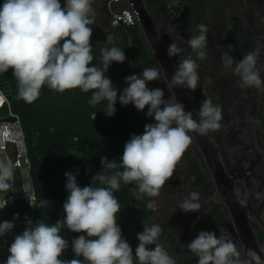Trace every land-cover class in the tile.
<instances>
[{"label":"clouds","instance_id":"obj_1","mask_svg":"<svg viewBox=\"0 0 264 264\" xmlns=\"http://www.w3.org/2000/svg\"><path fill=\"white\" fill-rule=\"evenodd\" d=\"M92 12V0H64L63 6L61 0H4L0 6V74L12 69L18 97L28 103L38 99L45 85L59 93L79 88L84 93L91 92L88 103L93 107L106 100L103 112L108 117L115 114L119 100L123 106L133 104L138 111L147 106L146 115L154 118V123L146 124L142 134L131 135L119 161L101 157L103 171L92 177L98 185L90 183L81 187L76 175L65 172L68 196L63 203V218L49 224L33 223L26 217L27 226L14 237L4 264H176L167 250L157 243L162 232L157 224L144 226L143 231L137 233L139 243L133 252L118 224L120 204L113 193L123 182L125 185L135 183L138 192L133 194L137 199L141 194L159 195L192 143L189 133L207 135L219 130L222 110L210 99L204 100L196 112L197 121L192 112H186L184 105L177 102L173 89L182 87L194 91L199 81L198 65L191 58L178 63L170 80L163 73L166 88L171 93L168 99L164 98L163 89L147 86L161 79L162 72L156 67L144 68L141 74L125 77L127 86L118 95L105 73L113 62L123 63L126 56L118 47L104 48L101 50L103 67L93 65ZM197 27L199 35L190 38L187 44L197 58L203 59L208 28L203 24ZM174 32L175 27H171L168 34L172 36ZM178 38L182 39L176 36L168 46L170 57L182 52L175 42ZM224 48L227 50L221 54L223 66L240 77V86L264 91V79L257 67L260 47L239 61L230 54L232 45ZM113 169L122 171L107 174ZM13 178L12 166L0 163V191L12 188ZM199 200V194L191 192L179 209L185 213L198 212ZM48 203L43 199L40 206ZM16 219H19L18 213L14 214L13 220ZM14 227L13 221L0 222V237ZM65 229L80 234L71 240V251L82 259L61 258L69 248V241L61 235ZM184 246L198 258L197 264H244L241 251L223 232L218 236L215 231L201 230ZM250 255L257 259L255 253L250 252Z\"/></svg>","mask_w":264,"mask_h":264},{"label":"flooded vegetation","instance_id":"obj_2","mask_svg":"<svg viewBox=\"0 0 264 264\" xmlns=\"http://www.w3.org/2000/svg\"><path fill=\"white\" fill-rule=\"evenodd\" d=\"M143 1L150 8L168 46L176 36L182 38L175 39L182 52L172 56L174 63L178 65L183 59L191 58L198 65L196 89L186 88L196 110L207 99L222 110L220 129L210 131L207 137L220 159L223 173L234 181L239 200L245 201L242 211L249 219L264 255V228L258 222L264 220V91L241 87L240 77L226 69L221 60L222 52L227 50L224 47L229 44L232 45L230 54L237 61L259 46L257 67L264 79V0H209L210 6L202 5L194 15L189 6L179 0L171 3L167 0ZM201 24L208 28L203 59L197 58L187 44L190 38L199 35L197 26ZM171 27H175L172 36L168 34ZM154 59L156 68L160 69L155 56ZM140 71L143 72L142 65ZM147 86L163 89L165 99L171 96L163 76ZM189 135L193 137L192 143L178 161L173 175L159 195L150 196L153 200L165 196V199L161 197L164 204L160 209L149 208L155 224L162 229L157 243L167 250L176 264H197L198 258L184 245L201 230L215 231L218 236L223 232L241 251L245 264L252 250L227 205L218 198L217 184L193 134ZM195 164L200 165L205 175V181L200 185L196 184L197 177L193 174ZM191 192L199 194L201 208L198 212L185 213L179 208Z\"/></svg>","mask_w":264,"mask_h":264},{"label":"trees","instance_id":"obj_3","mask_svg":"<svg viewBox=\"0 0 264 264\" xmlns=\"http://www.w3.org/2000/svg\"><path fill=\"white\" fill-rule=\"evenodd\" d=\"M172 1L174 0H167L169 3ZM179 1L186 3L193 15L198 14L202 5L210 6L209 0ZM3 3L4 0H0V6ZM92 9L94 23L90 27L93 28L91 38L93 65L103 67L101 50L104 48L118 47L124 50L126 56L123 63L113 62L105 73L112 80L113 87L119 95V91L124 88L122 81L125 77L141 74L135 62H139L144 69L156 67V61L139 25L114 28L109 24L104 6L101 9L93 7ZM0 86L10 97V105L4 104L0 107V119L6 118L12 111L21 120L31 159L30 176L37 198L34 208L29 207L19 196L12 204H6L0 209V222L13 221L15 224L11 232L0 237V243L21 234L27 226L26 217L33 223L40 221L49 224L62 219L63 203L68 196L64 173L70 171L76 175L81 187L90 183L98 185L99 182L92 177L103 171L101 157L119 161L123 155L124 145L131 135L142 134L146 124L154 123V118L146 115L147 107L143 111H138L133 104L123 106L119 100L115 105V114L108 117L103 112L107 101L93 107L88 103L91 92L84 93L79 88L59 93L45 85L38 99L32 103L25 102L18 97L17 81L13 77L12 69L0 74ZM13 170L11 189L21 192V173L17 169ZM116 171L122 169L108 170L107 174L111 175ZM193 174L197 177V185L205 181L200 165H194ZM134 192H138L135 183L125 185L121 182L120 189L113 193L120 204L118 224L123 237L133 247V252L139 243L137 233L143 231L144 226L150 227L155 224L149 213L152 198L141 194L140 199H137ZM43 199L50 203L41 207L40 201ZM17 213L19 219L13 220L14 214ZM61 235L69 241V248L65 249L61 258L82 259L75 257L71 251V240L80 234L65 229L61 231Z\"/></svg>","mask_w":264,"mask_h":264},{"label":"water","instance_id":"obj_4","mask_svg":"<svg viewBox=\"0 0 264 264\" xmlns=\"http://www.w3.org/2000/svg\"><path fill=\"white\" fill-rule=\"evenodd\" d=\"M135 1L136 7L141 10V18L139 21L140 29L146 39L149 48L158 61L162 76L163 73H165L170 80L177 65L174 63L172 56L170 57L168 55V44L164 41L159 27L157 26L152 12L147 4L143 0ZM104 9H106V6H104ZM173 93L176 97L177 102L184 105L185 111L192 112L193 118L199 121V117L196 115L197 110L191 97L188 94L187 89L177 87L173 89ZM5 119L14 120L15 117L8 116ZM1 121L2 120L0 119V122ZM192 134L194 136V142L202 152L204 160L217 184L218 198L227 205L235 224L237 225L241 233L245 236V241L247 242L248 247L252 250V253H255V256L257 257V259H253L252 255H249L250 258L249 260L245 261V264H264L263 252L260 250L249 219L242 211L244 206L240 203L239 197L235 190L234 181L227 178L223 173L220 159L217 157V153L214 151L211 141L208 139L207 135H199L194 132ZM258 222L261 227L264 228V220H258Z\"/></svg>","mask_w":264,"mask_h":264},{"label":"built area","instance_id":"obj_5","mask_svg":"<svg viewBox=\"0 0 264 264\" xmlns=\"http://www.w3.org/2000/svg\"><path fill=\"white\" fill-rule=\"evenodd\" d=\"M109 24L116 28L120 26L139 25L141 10L136 7L135 0H104ZM63 6L64 0H61ZM10 105L8 93L0 86V107ZM8 116H14V120L2 118L0 122V155L5 156L7 164L21 173V192L11 189L5 193L4 202L12 204L17 197H22L29 207L34 208L36 203V191L30 176L31 159L28 152L25 133L19 116L12 111ZM7 116V117H8ZM33 206H32V205Z\"/></svg>","mask_w":264,"mask_h":264},{"label":"rangeland","instance_id":"obj_6","mask_svg":"<svg viewBox=\"0 0 264 264\" xmlns=\"http://www.w3.org/2000/svg\"><path fill=\"white\" fill-rule=\"evenodd\" d=\"M104 6V0H92V7L93 8H97V9H101V7ZM106 13V12H105ZM107 15V14H106ZM135 65H136V68L139 72L140 71V63L139 62H135ZM123 83V86L126 87L127 84L125 82V79H123L122 81ZM0 161L1 163H4V164H7L6 160H5V156L3 154L0 155ZM165 199V196H161ZM156 198V199H151L150 201V204H151V208L154 210V209H160L159 207L161 205L164 204V200L163 198ZM6 198V194L5 193H0V206H2L3 204H6L4 202V199ZM169 207V206H167ZM156 211V210H155ZM13 239L11 240H7V241H4V242H1L0 243V264H4V261L7 259V256L9 255L8 253V247L10 246V244L12 243Z\"/></svg>","mask_w":264,"mask_h":264}]
</instances>
